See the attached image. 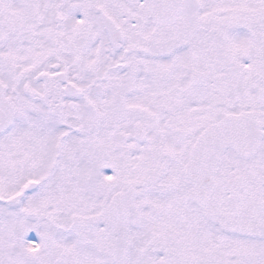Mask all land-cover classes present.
<instances>
[{
	"label": "snow or ice",
	"instance_id": "6c2138e0",
	"mask_svg": "<svg viewBox=\"0 0 264 264\" xmlns=\"http://www.w3.org/2000/svg\"><path fill=\"white\" fill-rule=\"evenodd\" d=\"M0 264H264V0H0Z\"/></svg>",
	"mask_w": 264,
	"mask_h": 264
}]
</instances>
